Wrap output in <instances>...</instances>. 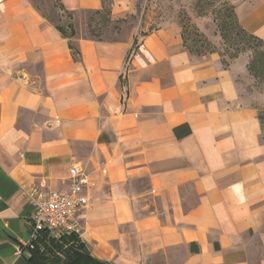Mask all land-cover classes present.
<instances>
[{"label":"crops","instance_id":"crops-1","mask_svg":"<svg viewBox=\"0 0 264 264\" xmlns=\"http://www.w3.org/2000/svg\"><path fill=\"white\" fill-rule=\"evenodd\" d=\"M138 2L108 0V19ZM228 2L264 41V0ZM59 3L71 38L35 0H0V264H37L28 192L67 190L76 165L93 259L264 264V88L248 62L192 53L176 22L96 39L84 16L104 0Z\"/></svg>","mask_w":264,"mask_h":264},{"label":"rangeland","instance_id":"rangeland-1","mask_svg":"<svg viewBox=\"0 0 264 264\" xmlns=\"http://www.w3.org/2000/svg\"><path fill=\"white\" fill-rule=\"evenodd\" d=\"M35 1L38 2L42 13L56 26L67 29L68 25L72 24L73 17L70 19L68 14L60 12V3L57 0ZM226 2L225 0H139L136 14L125 24L109 22L104 10L99 16L85 13L84 18L89 20L94 35L109 41L119 39L124 33L139 25L143 28L142 35H145L176 22L181 26L182 34L183 30H186L187 43L196 53L218 52L227 63L240 58L252 62L255 58L259 63L261 81L264 82V44L257 46L256 41L254 43L242 39L231 14V7ZM64 17L66 18L62 19Z\"/></svg>","mask_w":264,"mask_h":264},{"label":"built area","instance_id":"built-area-1","mask_svg":"<svg viewBox=\"0 0 264 264\" xmlns=\"http://www.w3.org/2000/svg\"><path fill=\"white\" fill-rule=\"evenodd\" d=\"M89 176L77 165L70 170L67 190H41L35 188L28 192V199L34 208L32 233L29 248H35L34 242L40 234L60 240L67 235L82 239V228L78 223V214L88 206L85 189L89 185Z\"/></svg>","mask_w":264,"mask_h":264},{"label":"trees","instance_id":"trees-1","mask_svg":"<svg viewBox=\"0 0 264 264\" xmlns=\"http://www.w3.org/2000/svg\"><path fill=\"white\" fill-rule=\"evenodd\" d=\"M58 2L60 0H57ZM108 0H104L103 4H107ZM226 4L230 5L231 7V14L233 18L236 21V27L238 32L242 35V39L246 40L247 42H254L256 41L257 46H261L264 44L263 40L258 39L257 37L248 34L239 24L238 19L235 14L234 7L228 2ZM104 11H106V15L110 16V9L109 7H104ZM93 14L101 15L102 12H95ZM68 17L71 19L72 15L68 14ZM110 22V20L108 19ZM228 26V24H226ZM58 30H60L61 34H63L65 37L71 38V36H75V30L73 24L68 25V32L67 29H64L61 26H57ZM91 29V28H90ZM90 34L92 37L96 39H101V37H98L94 35L93 31L90 30ZM183 40L185 46L194 54L203 56L206 54H200L196 53L193 47H191L188 42V37L186 34V30H183ZM225 38V36H223ZM213 53V52H211ZM209 54V53H208ZM225 67L229 66V62L227 63L224 59L222 60ZM258 64L256 62V59L254 58L252 62L248 60L247 63V70L249 73V76L253 82H255V85L257 87L264 88V82H262V76L260 73V70H258ZM260 120L262 122L261 125H263L264 128V111L260 113ZM35 248L32 250L33 256L32 261L36 262L37 264H88L87 261L93 262L95 264H104L101 263L95 259H93L91 256H89L85 251V244L81 239H79L75 235H67L63 237L60 240L54 239L49 237L46 234H40L38 239L34 242Z\"/></svg>","mask_w":264,"mask_h":264}]
</instances>
